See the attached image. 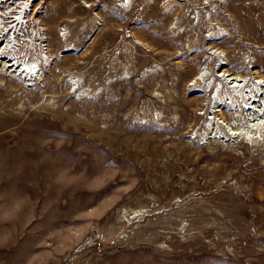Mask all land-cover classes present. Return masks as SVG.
Masks as SVG:
<instances>
[{
    "label": "rangeland",
    "instance_id": "obj_1",
    "mask_svg": "<svg viewBox=\"0 0 264 264\" xmlns=\"http://www.w3.org/2000/svg\"><path fill=\"white\" fill-rule=\"evenodd\" d=\"M34 4L0 17V264H264V0ZM11 114L74 149L5 155Z\"/></svg>",
    "mask_w": 264,
    "mask_h": 264
},
{
    "label": "bare ground",
    "instance_id": "obj_2",
    "mask_svg": "<svg viewBox=\"0 0 264 264\" xmlns=\"http://www.w3.org/2000/svg\"><path fill=\"white\" fill-rule=\"evenodd\" d=\"M35 1L36 0H0V9L2 11L0 17L4 18V20L2 22L5 23L6 27H8L9 22H13V23L15 22L16 18L12 19L13 16L17 15L19 13L23 14L22 17L24 19H27L26 21H29L30 20V18H28L30 15L29 9L33 10V7H31V6L35 5L34 4ZM29 6L31 8H28ZM10 8H12L10 11L13 15H9L7 12V9H10ZM18 23L19 22H17V24ZM11 67H12V65H11ZM31 69H33V68H31ZM31 69H30V71H31ZM18 79H20V81L22 80L21 77H18ZM213 91H215V88L213 89ZM68 92H69V90L67 91V93ZM35 97H39L36 94V92H35L33 98H35ZM210 98H211V95H210ZM15 100L16 99H12V101H15ZM209 102L211 103L212 100L210 99ZM227 104H229L228 101L224 102V104L223 103L220 104L221 107H219L220 108L219 113L221 114V116L226 114L225 106ZM38 113L39 112H37V110L34 112V114H38ZM50 117H52L54 119L56 118V116H54V115L50 116ZM21 119L22 118H20L19 115L11 114V116L7 120V123L9 125L12 124V126L14 127L16 137H14L13 135H15V134L11 133L9 130L5 131L4 138L2 139V142H1L2 147L4 149L3 152L5 155H7V156H10V155H13V156H54V154L57 153L58 150L60 151V148L62 146H66L65 149H68V150L74 149L75 144L67 145V143H69L71 140V139L69 140L68 138H71V136H69L66 139L57 140L58 136H60V135L61 136H68L70 133L63 131L62 129L58 128L55 125H52L51 123H49L48 121H46L42 118L35 117L33 120L23 121L22 123H20ZM36 124H38V125H36ZM33 126H35V127H33ZM5 128H3V129L5 130ZM4 130L2 132H4ZM78 136H79V134H78ZM78 136H77V138H78ZM68 140H69V142H68ZM59 145H61V147H59ZM218 167H220V166H218ZM85 176H87L86 173H85ZM24 185L26 187H30L29 184H27V183H25ZM243 193H244V191H243ZM238 194H240V193H238ZM249 198H251V197H249ZM237 206H238V209H244V208H246V203H244V202L238 203ZM173 256H177V254L170 255V254L166 253V259H168V260H170ZM226 261H228V259Z\"/></svg>",
    "mask_w": 264,
    "mask_h": 264
}]
</instances>
